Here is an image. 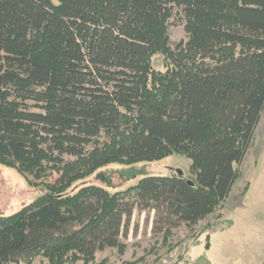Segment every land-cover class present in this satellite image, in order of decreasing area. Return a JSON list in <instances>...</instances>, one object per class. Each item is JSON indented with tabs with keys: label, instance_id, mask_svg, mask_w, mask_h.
<instances>
[{
	"label": "trees",
	"instance_id": "16d2710c",
	"mask_svg": "<svg viewBox=\"0 0 264 264\" xmlns=\"http://www.w3.org/2000/svg\"><path fill=\"white\" fill-rule=\"evenodd\" d=\"M174 16L187 40L172 47ZM156 54L165 73L151 68ZM263 111L264 0H0V164L57 177L0 215V264L124 254L135 210L154 214L163 246L181 226L193 231L223 208ZM172 155L190 161V178L67 193L108 165Z\"/></svg>",
	"mask_w": 264,
	"mask_h": 264
},
{
	"label": "rangeland",
	"instance_id": "374dc122",
	"mask_svg": "<svg viewBox=\"0 0 264 264\" xmlns=\"http://www.w3.org/2000/svg\"><path fill=\"white\" fill-rule=\"evenodd\" d=\"M168 34L172 47L187 40L179 17L174 16L170 20ZM150 65L156 73H165L168 67L162 54L154 55ZM189 166L190 161L181 155L133 165L111 164L73 184L67 193H74L87 185L102 187L110 193L125 191L147 176H171L181 172V175L190 178ZM238 169L241 176L223 208L200 222L193 231L181 226L163 246L162 238L152 234L154 214L135 210L127 236L121 239L126 245L125 253L106 249L97 253L91 264L103 260L109 264H175L179 258L183 260L179 264H193L201 258L208 260L209 264H264V111L255 131V140ZM56 178L51 174L35 182L30 176L0 164V215H12L29 205L43 195L45 186ZM245 188L248 189L246 193ZM229 220L232 225L226 227L224 222ZM208 225H214L215 231L204 232ZM207 235L210 237L208 251L204 248ZM33 264L49 262L39 257ZM200 264L205 263L201 261Z\"/></svg>",
	"mask_w": 264,
	"mask_h": 264
},
{
	"label": "water",
	"instance_id": "95a60500",
	"mask_svg": "<svg viewBox=\"0 0 264 264\" xmlns=\"http://www.w3.org/2000/svg\"><path fill=\"white\" fill-rule=\"evenodd\" d=\"M179 175H181V172L180 173H178Z\"/></svg>",
	"mask_w": 264,
	"mask_h": 264
}]
</instances>
